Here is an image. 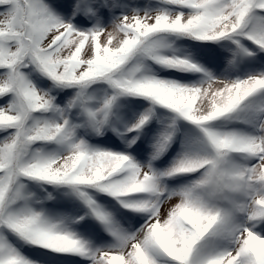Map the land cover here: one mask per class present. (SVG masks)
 Here are the masks:
<instances>
[{"label":"snow or ice","instance_id":"6c2138e0","mask_svg":"<svg viewBox=\"0 0 264 264\" xmlns=\"http://www.w3.org/2000/svg\"><path fill=\"white\" fill-rule=\"evenodd\" d=\"M0 264H264V0H0Z\"/></svg>","mask_w":264,"mask_h":264}]
</instances>
